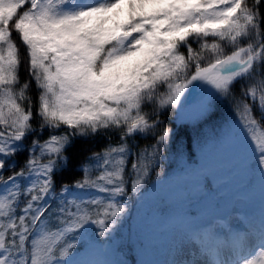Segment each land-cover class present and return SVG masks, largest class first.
I'll return each mask as SVG.
<instances>
[{"label":"snow or ice","instance_id":"snow-or-ice-1","mask_svg":"<svg viewBox=\"0 0 264 264\" xmlns=\"http://www.w3.org/2000/svg\"><path fill=\"white\" fill-rule=\"evenodd\" d=\"M194 89L202 116L232 97L217 137L264 178V0H0V264H101L74 257L111 243L172 137L160 111ZM150 132L127 173L130 142ZM101 135L57 189L74 141ZM176 253L171 264H264V219L192 231Z\"/></svg>","mask_w":264,"mask_h":264},{"label":"rangeland","instance_id":"rangeland-1","mask_svg":"<svg viewBox=\"0 0 264 264\" xmlns=\"http://www.w3.org/2000/svg\"><path fill=\"white\" fill-rule=\"evenodd\" d=\"M188 98L179 109L192 123L197 124L208 115L202 116L198 111L199 100L189 105ZM233 120L234 117L230 116L228 121H215L212 125L204 122L199 132L203 141L199 162L156 181L143 196L141 205L147 207H151L155 199L159 198H166L174 205H179L186 202L183 194L185 184L196 198L207 175L215 183L214 193L209 192L207 198L193 204L201 213L190 222L157 228L152 220L139 219V231L149 252L141 258L140 264H171L177 258L178 244L192 231H216L219 234L225 226L243 228L249 223L258 225L264 219V178L257 174L252 184H247L251 171L247 167L242 146L236 140L217 137V133L232 124ZM216 203L220 204L217 213L212 210L217 207ZM74 259L115 264L110 248L89 246L75 255Z\"/></svg>","mask_w":264,"mask_h":264},{"label":"trees","instance_id":"trees-1","mask_svg":"<svg viewBox=\"0 0 264 264\" xmlns=\"http://www.w3.org/2000/svg\"><path fill=\"white\" fill-rule=\"evenodd\" d=\"M193 47H196L193 44ZM183 50V49H182ZM21 79L25 78V72L23 67L21 68ZM234 95L239 96L240 90L237 85L234 88ZM214 105L209 119L206 116L202 121L197 124L192 123L188 116L183 115V113L178 108L177 110L164 109L160 111L159 119L161 121L162 127H167L173 129L172 137L164 148L162 154L157 157L158 165L153 163L149 168V175L146 177L145 184L142 188V193L138 197L133 194L128 201L129 212L125 218L118 225L110 244H107L101 248H110L113 253V259L116 264H140V260L143 256L148 255V247L139 231V219L145 218L150 219L155 224L157 228H166L170 224L186 223L197 217H199L201 211L196 209L193 204L196 201L207 198L208 193L215 192V183L210 176H206L204 182L200 186V196L198 199L192 197L191 191L187 184L183 186V194L186 202L179 205H174L171 201L166 198L155 199L154 204L151 207L141 205V200L146 192H148L151 186L156 182L165 177L172 175L175 172H179L190 165H195L200 160V155L202 152L203 141L199 136V132L204 126V122L211 123L212 125L215 121H228L231 117H234V109L232 103V97L220 98L214 100ZM146 112L151 113L153 111L152 105H146ZM264 130V129H262ZM47 136V132L44 133ZM29 138L25 143L30 142ZM117 137H113L112 142L115 143ZM156 141L155 133H147L145 136H137L136 139L132 140L130 143L135 145L133 148V156L129 159L127 164V173H131V163L135 160V154L144 147L154 144ZM109 141L108 139L101 135L94 138H77L73 146L68 149L69 163L67 167L57 174L56 182L57 189L63 183H68L80 178L81 172V161L85 160V157L89 155L91 151L101 150L105 144ZM27 152H21L15 159L19 164H22L27 157ZM190 160V162H189ZM86 166L93 167L94 165ZM157 172L160 176H157ZM8 173L5 172V178ZM93 175H98V172L93 173ZM257 174L249 173V180L247 184H252L255 180ZM246 189V188H243ZM213 212H219V203L215 204ZM89 246H85L87 249ZM81 250L76 255L80 254Z\"/></svg>","mask_w":264,"mask_h":264},{"label":"bare ground","instance_id":"bare-ground-1","mask_svg":"<svg viewBox=\"0 0 264 264\" xmlns=\"http://www.w3.org/2000/svg\"><path fill=\"white\" fill-rule=\"evenodd\" d=\"M200 95H201L200 91H197V92L194 91L193 94H192V98H196V97H198V98L200 99V97H199ZM198 98H197V99H198Z\"/></svg>","mask_w":264,"mask_h":264}]
</instances>
